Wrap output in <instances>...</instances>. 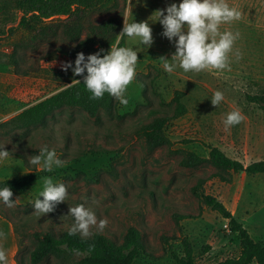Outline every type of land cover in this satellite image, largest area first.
Returning <instances> with one entry per match:
<instances>
[{"label":"rangeland","instance_id":"obj_1","mask_svg":"<svg viewBox=\"0 0 264 264\" xmlns=\"http://www.w3.org/2000/svg\"><path fill=\"white\" fill-rule=\"evenodd\" d=\"M26 1L0 0V145L12 158L0 162V179L28 174V157L47 145L65 161L64 166L51 173L30 168L42 178L52 176L54 182L65 183L69 196L41 217L32 205L42 191V181L14 194L12 207L0 203V231L2 226L8 229L7 251L14 247L9 264H16L15 256L21 264H31L33 234L71 229L69 208L78 204L92 207L98 221H107L102 230L93 227L91 232L100 231L121 243L129 228L139 231L144 249L133 264H176L174 256L183 254L184 239L192 247L195 264L237 257L236 235L229 232L227 220L204 205L202 194L221 201L252 239L264 245V174L181 164L190 152L207 158L209 147H217L244 166L264 160V113L248 99L264 87V0H226L242 13L238 21L221 25V31L240 34L229 54L230 70L185 74L178 69L171 75L163 70L160 58L170 59L175 48L161 35L155 11L179 0H132L133 16H127L126 22L147 21L154 42L146 49L124 38V46L138 51L137 77L126 92L128 103L116 100L113 114L101 110L98 121L79 108H64L43 126L14 130L4 124L73 85L72 79L82 80L63 71L64 62L57 56L58 49L69 50L73 42L62 35L38 36L34 44L29 41L38 34L32 23H21ZM126 8L127 0H104L101 7L87 12L82 38L89 25L111 15L121 16L123 28ZM216 90L225 99L213 106L210 98ZM177 94L185 113L166 122L163 133L169 144L151 148L142 127L155 117L171 116ZM233 110L241 111L245 119L225 128L226 114ZM7 218L24 220L16 223V235Z\"/></svg>","mask_w":264,"mask_h":264},{"label":"trees","instance_id":"obj_2","mask_svg":"<svg viewBox=\"0 0 264 264\" xmlns=\"http://www.w3.org/2000/svg\"><path fill=\"white\" fill-rule=\"evenodd\" d=\"M104 0H28L21 6L23 15L22 24L32 23L38 35H34L30 42L38 41V36L45 38L62 35L74 43L69 50L58 49L57 56L60 61H74L79 52L85 55L103 48L110 49L115 42L116 35L121 32L122 18L111 15L107 19L89 25L84 32V21L88 11L101 7ZM52 17H63V20L50 22ZM49 21V22H48ZM124 46V39L121 40ZM90 93L82 84H73L42 101L26 108L15 118L6 122L11 129L25 130L35 126H43L54 113L64 108H79L89 116L99 120L100 111L109 116L113 114L116 99L107 93L101 99H90ZM180 95L174 100L177 102L171 116L155 117L152 122L142 127V133L151 148L167 146L169 140L164 136L163 128L170 118H178L185 113L184 106L179 103ZM264 113V87L261 91L248 97ZM150 114H155L154 111ZM181 164L193 168L209 164L215 168L232 171L233 173H246L250 175L264 174V160L244 166L241 162L227 157L217 147H209L207 158L194 153H186ZM28 174L12 179H0V187L8 186L12 192H22L42 176L28 167ZM223 179V178H221ZM201 199L205 206L216 212L221 218L227 220L229 232L236 235L239 241V254L237 257L227 258L217 264H264V245L252 239L244 226L238 222L224 204L211 195L202 194ZM11 199H13L11 197ZM42 199V198H41ZM13 232L17 234L16 223L24 221L18 218L11 221ZM69 230L56 233L52 230L44 233H34L35 245L29 252L31 264H133L143 252L144 245L139 231L129 228L121 243L105 236L100 231L92 232L89 237H82L79 233L69 235ZM183 254L174 256L176 264H195V258L190 243L184 239L182 242ZM21 248V244H18ZM16 264H21L15 256Z\"/></svg>","mask_w":264,"mask_h":264},{"label":"clouds","instance_id":"obj_3","mask_svg":"<svg viewBox=\"0 0 264 264\" xmlns=\"http://www.w3.org/2000/svg\"><path fill=\"white\" fill-rule=\"evenodd\" d=\"M136 2L139 3L140 0ZM133 7L132 0H127L124 26L110 49L106 51L100 48L87 55L79 52L74 61H66L62 65L63 71H71L73 77L82 78V84L91 94L90 99H101L107 93L121 105L128 103L126 92L137 77L138 51L121 46V40L128 37L146 49L154 42L152 28L147 21L126 22L127 16H133ZM241 15V11L230 6L226 0H179L178 3L173 2L164 9L155 11V21H159L163 29L161 35L175 48L170 59L160 58L163 70L170 75L178 69L185 74L205 70H230L229 54L240 34L231 30L221 31V25L238 21ZM71 84H81V79L74 78ZM224 99L220 90L214 91L210 98L213 106L220 105ZM244 119L241 111L233 110L226 114L223 123L225 128H231ZM10 159L11 153L5 150V145H0V162ZM27 164L36 170L51 173L56 168H62L65 161L57 155L55 149L44 145L38 153L28 157ZM42 184V191L32 205L39 217L53 212L69 196L65 183L54 182L52 176H44ZM12 196L10 187H0V203L12 207L16 202L11 199ZM68 215L74 221L69 235L79 233L82 237H89L92 235L91 228L98 227L102 230L107 224L106 220L98 221L93 208L85 204L70 207ZM4 235L0 231V239ZM0 264H8L6 250L2 247Z\"/></svg>","mask_w":264,"mask_h":264},{"label":"crops","instance_id":"obj_4","mask_svg":"<svg viewBox=\"0 0 264 264\" xmlns=\"http://www.w3.org/2000/svg\"><path fill=\"white\" fill-rule=\"evenodd\" d=\"M29 173H31V172H29ZM38 173V172H37ZM39 182H41L42 181V179H40V180H38ZM38 181H36V182H34L33 184H31L29 187H27L24 191H22V192H15V193H13V196H14V194H16V193H25L26 191H28L33 185H35V183H37ZM6 226H2V232L4 233V234H6V231H8V229H6L5 228ZM4 237H5V235H4ZM0 247H2V248H4L5 250H6V253H7V258H8V264H9V262H10V260H12L13 261V254H14V251H13V248L14 247H12V251H11V253L10 252H8L7 251V245H6V240H5V238H2V239H0Z\"/></svg>","mask_w":264,"mask_h":264}]
</instances>
